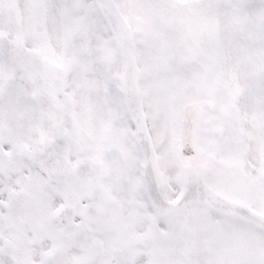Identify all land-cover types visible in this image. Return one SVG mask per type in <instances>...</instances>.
I'll return each mask as SVG.
<instances>
[{
	"label": "snow or ice",
	"instance_id": "6c2138e0",
	"mask_svg": "<svg viewBox=\"0 0 264 264\" xmlns=\"http://www.w3.org/2000/svg\"><path fill=\"white\" fill-rule=\"evenodd\" d=\"M0 264H264V0H0Z\"/></svg>",
	"mask_w": 264,
	"mask_h": 264
}]
</instances>
